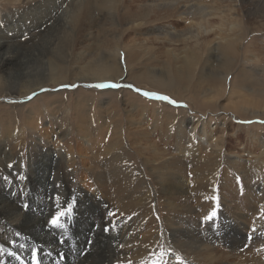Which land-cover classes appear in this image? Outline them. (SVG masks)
I'll return each instance as SVG.
<instances>
[{
	"label": "bare ground",
	"instance_id": "6f19581e",
	"mask_svg": "<svg viewBox=\"0 0 264 264\" xmlns=\"http://www.w3.org/2000/svg\"><path fill=\"white\" fill-rule=\"evenodd\" d=\"M61 1L0 0L10 7L27 4L20 25L54 22L33 42L25 31L16 33L34 61L19 65L15 82L0 74V125H6L0 133V264H36L37 258L40 264H232L234 256L238 264H251V255L241 251L249 233L255 255L263 259L253 264H264V137L240 123L264 118V53L257 57L264 44V0H74L62 19L53 18ZM95 5L106 11L99 23L110 28L111 38L100 24L96 47L84 45L73 52L77 43L67 45L70 34L93 22ZM130 29L141 31L142 38L125 49L114 44L112 39L118 42ZM75 35L77 39V30ZM3 38L0 65L10 50ZM65 56L78 67L62 62ZM81 56H87L82 65ZM13 61L9 57L6 62ZM119 80L185 101L204 115L195 119L189 117L192 110L164 104L149 111L139 100L138 108L130 109L135 115L128 112L123 125L106 109L109 124L100 117L104 134L95 145L88 110L77 108L76 130H84L89 139L78 135L83 142L77 149L67 155L43 153L28 169L16 161L26 132L38 129L28 121L48 107L38 100L20 114L18 107L33 94L85 82L110 88ZM108 92L114 98L121 93ZM226 99L231 104L222 106ZM147 110L153 111L151 118L145 116ZM216 111L240 124L236 128L227 115L211 122L208 117ZM245 133L252 151L243 144ZM78 154L84 180L72 191L69 172ZM135 159L141 162L135 164ZM217 208L220 218L235 214L233 243L200 230L203 220L206 226L212 223L207 221Z\"/></svg>",
	"mask_w": 264,
	"mask_h": 264
},
{
	"label": "rangeland",
	"instance_id": "374dc122",
	"mask_svg": "<svg viewBox=\"0 0 264 264\" xmlns=\"http://www.w3.org/2000/svg\"><path fill=\"white\" fill-rule=\"evenodd\" d=\"M131 1H133V0H131ZM246 1L247 2L251 1L252 3L251 2L250 3L254 4L256 0H246ZM246 1H245V3L247 4L246 6L251 5L250 3H247ZM32 3L33 2H31L30 4H32ZM75 3H74V0H63V1H61L59 4L58 12L55 13L56 15H54L53 18L62 19V16H60V15L67 12L68 7L70 8L71 6L75 5ZM21 5H23V6L21 7ZM2 6H4V5L0 4V9H1L0 15H1V17H2V15L4 16V17H2L4 20L0 18L1 19L0 20V33H1L0 36L4 35L3 40L6 41L5 44L6 45L8 44L7 46H9V48H10V50L7 51L8 52V54L6 55L7 59L9 57H12L14 59V61H13V63H7L6 62L7 59H6V61L2 65H0V74L7 77L9 82H12V81L15 82L16 78H19V75L21 74L19 65H21L23 67H27L28 64L30 65V63H33V61H34V56L25 51V46H23V44L21 45L22 42H20L19 39L16 38V35H17L16 33H19L20 31H25L26 33H28L27 37H29L30 41L33 42L36 39L41 38L44 31L49 27V25L52 26L54 22L49 23V25L44 24L42 27L32 26L31 25L32 22L31 23L29 22L30 25H26V27H25L24 25L21 24L22 25V27H21L18 20L22 16L21 13H23L24 9H26L25 7L27 6V4H26V6L24 4L11 5V7H10V5H5L6 7L4 6V8ZM254 6H257V4H255ZM95 7H96V13L95 12L94 13H95V15L96 14H98V15L94 16L93 22H90V25H88V26H87V24H84L85 26L82 25L83 27L81 26L78 29L76 28L70 34V39L68 40L67 45L73 44V41L75 43H77L75 51L72 50L73 52L78 53L79 49L81 47H83L84 45L89 46V48L94 49L93 45L95 46L96 41H98V37L96 35L99 32L98 28L100 27L99 26L100 24L103 25L102 26L103 33L106 34L107 36L109 35L108 38H111V36H110L111 32H109V30H108L110 28L107 25H105V23L104 24L99 23V19H101L99 15L103 16L104 12H106V11L104 9L101 10L102 7L97 9V7H99L98 5H95ZM19 9H21V10H19ZM8 10H10V12ZM13 11H15V12H13ZM20 11H22V12H20ZM247 14L248 13H247L246 9H243L241 12V15H242L244 20H247L249 18V17H246V16H248ZM58 16H60V17H58ZM244 17H246V18H244ZM12 18H14V21L11 20ZM97 18H98V21H97ZM94 21H96V22H94ZM211 21H212V23L213 22L216 23L218 20L215 21V19H212ZM59 23H63V20H60ZM4 25H5V27H4ZM10 25H12V26H10ZM18 25L21 28H19ZM96 25H98V26H96ZM179 26L184 27L185 22L182 21ZM2 27L5 30H3ZM20 29H22V30H20ZM1 30H3V31H1ZM76 30H77V39L75 38ZM13 32H14V35L12 34ZM140 33H141V31H138V29H135V30L130 29V30H127L123 33L124 35L120 37V40L118 42L116 39H112V40H113L114 44H116V43L121 44V47L122 48L124 47L123 49H125V47L129 46L130 44L132 45V41L142 38L141 36L138 35ZM9 34H10V36H9ZM112 37H113V34H112ZM249 37H251V34H249V32H248L247 38L245 39L246 45H248V43L250 42ZM31 38H33V39H31ZM108 38L105 36V39H108ZM81 40H84V44H82V45L78 44L79 41H81ZM11 42L15 43V44H12ZM16 42L19 44H17ZM262 42L264 43L263 39H262ZM24 44H27V43L25 42ZM153 46L156 47V46H158V44L155 43V44H153ZM262 46L263 47H261V51L258 53V56H257L259 59L261 58L262 53H264L263 52L264 51V44ZM262 48H263V50H262ZM18 49H19V51H18ZM22 51L24 53H22ZM107 51H108V49H107ZM100 52L103 53L102 50H100ZM244 52H245V47H244ZM81 57L83 58L81 61V65H82V64H85L87 62V58H86L87 56H81ZM263 57H264V55H263ZM263 59H260V61H264ZM61 61L68 64L69 66H73V67L75 66L76 68L79 65V64H75V65L70 64L71 61H74V59H71L70 57H67V56L62 58ZM28 69H29V67H28ZM235 72H237V69L235 70ZM123 81L124 80H122V81L119 80V81L115 82L114 84H110V88L101 87V85L94 86V85L90 84V82H85V83L80 84L78 88L76 87V85H74V88H71V86H62V87H55L56 89L46 91L45 93L33 94L28 99V101L25 103V105H20L18 107L20 114L24 113L26 111V110H24V108H27L29 106V108H27V109H30L31 107L35 106L36 102H38V100H40L39 102L43 105L48 104V107L44 110V112L42 114H36L30 119V121H28V122H30V124H32L34 127H37L38 129L36 128L37 129L36 134L33 133V131H29V130H28V132H26L27 133L26 142L24 143L23 148L17 153L18 155H17L16 161L23 163V165L26 166V169H28L29 165H30V161H31V164H32V162L37 163L39 161L38 160L39 156L43 153H56V152L61 153L62 152V153L67 155V153H70L69 152L70 150L77 149L78 144H82V142H83V140L79 139L78 135L85 136L86 138L89 139L90 137L86 134V132L84 133V130H82V132L76 130V127H78V126H76L77 121H76L74 113H76L77 108H79L83 111L88 110V113L86 111V113H87L86 120L88 121V124H89L88 130L91 132L90 133L91 139L94 140L95 145H97V144L99 145L100 138L103 137V134H104V132H102V130H101V118L100 117H102V120L106 125L109 124L108 120H106V117H105L106 109H108L111 114L113 112L116 116V119H119V121L123 125H126L127 121H129V119H130V117H128V112H131V114L133 116L135 115L130 109L132 107L138 108L135 105L138 104L139 100L142 101L143 105L145 104V106H148L146 109H149V111H151L150 109L154 110L155 107H158L159 106L158 104H164L168 107L169 106H171L173 108L175 107V109H177V108H179V110L183 109L186 112L187 111L189 112L192 110L188 114H189V117L195 116L196 117V118L194 117L195 119H199V117L204 115L201 112L199 114V111L196 108H194V107L192 108V106H190V104L188 105V103L185 101L178 102L177 100H175L174 98H172L170 96H167L166 94L162 95L163 93H157V92H153V91L150 92L148 90L146 91V90H144L145 88L136 86V85L132 84L130 81H128L127 83H122ZM94 83L98 84L97 82H94ZM119 90L121 91V93L118 94L116 98L109 95L108 91H115L116 92ZM82 91H85L87 93H83ZM92 92H93V94H91ZM68 93H70L72 95H69ZM99 93H101V94H99ZM78 100H81V102ZM105 100H107L109 102H107ZM0 102H2V101H0ZM110 102H112L113 104H110ZM76 104L79 107H77ZM221 104L223 106L226 104H231V102L226 99V100L222 101ZM1 105H4V104H1ZM189 107H191V108H189ZM247 107L249 108L250 106L247 105ZM149 111L145 112V116L151 118V116L153 115V113H152L153 111L150 113H149ZM216 112H213L214 114L210 113V115L212 114L211 115L212 117H210V115H209L208 118H209V120H211V122L215 123L218 120V118H219V121H221V118L225 117L227 115V118L230 117L229 123H231V122L235 123L236 128H237V125L241 123L243 125L242 126L243 128L248 127L252 131H256L255 134H257V136L264 137V118H258V119H253V120L247 119L243 122L240 121V123H239V122H236L235 117H233L229 114H225L223 112L219 113L218 111H216ZM225 112H227V111H225ZM19 119H20V121H23V116L20 115ZM219 121H217V122H219ZM152 122H154V121H152ZM14 124L15 123L11 120V126L12 127L14 126ZM37 125H39L40 127H38ZM5 128H6L5 124L0 125V133ZM44 128H45L46 132L44 131ZM237 130H239V129H236L235 132H237ZM62 131H63V133H62ZM42 133H43V135H42ZM22 136H24V133ZM246 138H247V134L245 133L244 138H243V140H244L243 144H244V146H246L247 150L252 151V149L249 148L251 145V142L248 138L247 139ZM244 146L236 147L235 149H231L233 151L232 153H238V151H241V148H244ZM78 151H79V149H78ZM253 152L255 154L261 153V151L258 147H256L255 149L253 148ZM106 157H108V156L106 155L105 158ZM81 159H82V155L78 154L76 159H75V163H74L75 166H73L74 168H72L69 172V174L71 176L70 187H71L72 191H74L76 188H81L78 186H80L82 184V181L84 180V177H83L84 172H83V166L81 163ZM140 162H141L140 159L134 160L135 164H138ZM144 170L146 172L148 171V169L146 167H144ZM82 172H83V174H82ZM2 173H3V169L0 166V174L2 175ZM80 175L82 176L81 179H80ZM82 178H83V180H82ZM151 179H152L151 180L152 182L155 181V177H153ZM263 183H264V180H263ZM160 213L162 214L163 212H160ZM234 215L235 214H231L230 212H226V214L221 218L217 215L218 220L214 223L212 222L209 226H206V223L203 220L201 223H204V226L200 227V230L203 229L206 232H208L209 234L225 237L228 240V242H232V241L234 242L235 240H237L236 237H234L235 231H236ZM125 219L126 218H122V220H124V222H125ZM248 235L249 236L242 238L244 242H243V248L241 251H244V253H246L247 255H251L250 256V257H252L251 264H253V261L256 259H260V261L261 260L263 261V259H261L259 253L255 255V253H257L258 250L256 248H254V245L252 242L253 236H251L252 233H249ZM256 257H259V258H256ZM233 259H234L233 263L238 264L239 260L235 256Z\"/></svg>",
	"mask_w": 264,
	"mask_h": 264
},
{
	"label": "snow or ice",
	"instance_id": "6c2138e0",
	"mask_svg": "<svg viewBox=\"0 0 264 264\" xmlns=\"http://www.w3.org/2000/svg\"><path fill=\"white\" fill-rule=\"evenodd\" d=\"M219 202H218V198H217V204H218ZM217 214H218V208L216 209V213L207 221V222H215V220H216V218H217ZM61 224H63L62 223V221H61ZM29 264H31V260H30V262H29ZM36 264H40V261H39V259L37 258V262H36Z\"/></svg>",
	"mask_w": 264,
	"mask_h": 264
}]
</instances>
